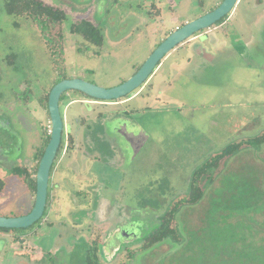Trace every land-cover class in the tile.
<instances>
[{"label": "rangeland", "instance_id": "rangeland-1", "mask_svg": "<svg viewBox=\"0 0 264 264\" xmlns=\"http://www.w3.org/2000/svg\"><path fill=\"white\" fill-rule=\"evenodd\" d=\"M40 1L65 15L64 65L32 20L7 14L8 0H0V217L25 216L33 207L10 169L36 165L41 132L50 130L40 100L56 70L116 87L169 32L222 2ZM135 17L132 27L126 19ZM82 20L102 30L101 47L69 32ZM66 101L59 108L68 131L49 178L50 208L21 232L32 235L0 237V264H84L93 243L100 264H239L248 249L264 246L263 144L243 147L221 161L211 185L201 183L202 200L172 224L179 244L139 251L171 204L186 198L195 169L228 144L264 135V0H239L221 25L177 46L131 99L94 102L69 93Z\"/></svg>", "mask_w": 264, "mask_h": 264}, {"label": "trees", "instance_id": "trees-1", "mask_svg": "<svg viewBox=\"0 0 264 264\" xmlns=\"http://www.w3.org/2000/svg\"><path fill=\"white\" fill-rule=\"evenodd\" d=\"M5 8H6L7 14L9 15L28 16L32 20L35 27L40 31L43 37V40L46 44V47L48 49V52L50 56L54 59L55 63L64 65V44H63V37H62L60 28L65 19V15L61 10L54 8L52 6L46 5L40 0H8V2H6L5 4ZM152 8H154V6H152ZM227 18H228V15L224 17L223 19H221L220 21H218L214 26L221 25ZM69 32L72 35L79 36L84 42L94 45L96 47H101L104 43V35L102 33V30L98 27V25H95L92 22L87 21V20H82L78 23L71 25ZM63 73L64 71L62 70L60 71L56 70L55 84L62 80L67 79L66 77H64ZM140 89L141 88L137 89L136 91H134V93L138 92ZM69 93L76 94V95L79 94L80 96H83L90 101L104 102V101H98V100L91 99L83 95L82 93H79L76 91H69L67 93H64L60 97L59 106L61 103L63 107L70 103L66 101L67 95ZM48 94L49 92L43 95L42 99L40 100V103L42 104L43 108L46 110H47ZM129 98H130L129 96H126L122 98L121 100H127ZM110 102H117V101H110ZM60 113H61L62 118L64 119L63 109H60ZM90 123H93V122H90ZM87 129L90 130L88 127ZM67 131L68 129L64 125V130L61 136V143H60L59 150L57 153V156L59 155V158L57 159V156L55 158V161H57L56 165L61 157V153L65 145V137L67 135ZM49 138L50 137H49L48 131L43 130V132H41L40 147L35 152L34 160L36 161V165L33 168L30 169L26 165H24V166H13L10 169L11 174L18 177L23 182L27 190L32 195V198L35 193V178L33 176H35L36 174L38 163L43 155L44 149L49 141ZM74 142H75V139H74V136L72 135L69 138V143L74 144ZM89 143L92 146L93 141H90ZM263 144H264V135H259L253 138H249L247 140L240 141L239 143L228 144L225 147H223L219 153L212 156L209 160L203 163L200 167L195 169L192 174L190 183H189V189H188V194L186 198L178 199L175 203L171 204L169 209L159 218L158 226L154 230H152L147 236L143 237L139 251L141 252V251L151 249L153 247H158L159 245L167 243V242H171V243L174 242V243L179 244L182 237L180 233L178 232V230L172 226V224L175 221L176 215L180 212L182 208L187 207V206L196 205L198 202H200V200H202L204 196V191H203V187L201 186V183H205V185L206 184L211 185V183L213 182V179L215 178L214 172L219 168L221 161L232 157L238 151H240L243 147H246V148L247 147H258V146H262ZM52 167H53V164H52ZM52 167L50 170L49 178L51 177V172L53 169ZM3 187L4 185L0 181V192L2 191ZM51 192H52V188L50 187L48 188V192H47L46 208H45L43 217L46 215V210L47 211L49 210L52 199H53ZM40 221H38L36 224H38ZM0 231L4 233L11 232V234L16 235L15 238L18 239L21 237L20 236L21 232H23L24 230L0 229ZM17 234L19 235L17 236ZM97 246H98L97 243H93L92 245H87V248L84 254V260H83L84 264H100L97 258V251H98ZM253 250H254V254H251V252L253 251H251V249H248L247 255L243 256V262L242 263L239 262V264H264V246H259L255 248L253 247ZM249 256H251L252 258H250Z\"/></svg>", "mask_w": 264, "mask_h": 264}, {"label": "water", "instance_id": "water-1", "mask_svg": "<svg viewBox=\"0 0 264 264\" xmlns=\"http://www.w3.org/2000/svg\"><path fill=\"white\" fill-rule=\"evenodd\" d=\"M239 0H222L211 12L176 28L163 39L150 53L143 64L126 81L116 87L105 89L92 83L73 78L56 83L49 91L47 110L50 122L49 141L38 163L35 174V193L31 211L20 217H0V229L25 230L34 226L43 217L49 185L50 170L57 156L64 130L61 116L60 97L69 91H76L98 101H118L126 96H134V91L142 88L154 74L161 61L177 46L191 38L202 36L218 21L229 15Z\"/></svg>", "mask_w": 264, "mask_h": 264}, {"label": "crops", "instance_id": "crops-1", "mask_svg": "<svg viewBox=\"0 0 264 264\" xmlns=\"http://www.w3.org/2000/svg\"><path fill=\"white\" fill-rule=\"evenodd\" d=\"M137 7H138V6H137ZM130 13H131V12H130ZM137 19L139 20L140 18L135 17V20H134L135 22H132V21L130 20V18H129V19H126V22H131V23H132V27H133V24L136 25V23H137L136 20H137ZM111 20H112V19L109 20V23H110ZM110 24H111V23H110ZM143 25L145 26L146 29L155 30L154 28L152 29V26H151L150 23H146V24L144 23ZM174 29H176V28H174ZM171 32H172V31H171ZM171 32H169V33H171ZM180 46H181V45H180ZM129 99H131V98H129ZM33 201H34V197L32 198V203H33ZM29 235H32V234H31V233H29V234H23V235L21 234V237H20L19 239H21V238H23V237H27V236H29ZM15 236H16V235L13 236V235L8 234V233H0V237H3V238H6V239H9L10 241H11V240H14V239H15ZM33 259H35L34 256H33Z\"/></svg>", "mask_w": 264, "mask_h": 264}, {"label": "built area", "instance_id": "built-area-1", "mask_svg": "<svg viewBox=\"0 0 264 264\" xmlns=\"http://www.w3.org/2000/svg\"><path fill=\"white\" fill-rule=\"evenodd\" d=\"M50 131V130H49Z\"/></svg>", "mask_w": 264, "mask_h": 264}]
</instances>
